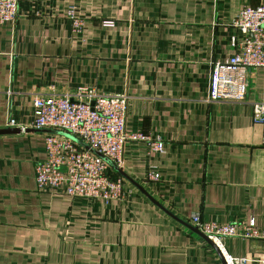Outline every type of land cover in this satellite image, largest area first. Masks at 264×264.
<instances>
[{"label":"crops","instance_id":"0c3cea01","mask_svg":"<svg viewBox=\"0 0 264 264\" xmlns=\"http://www.w3.org/2000/svg\"><path fill=\"white\" fill-rule=\"evenodd\" d=\"M262 4L19 0L17 20L0 23V129H30L0 134V264H223L191 229L194 214L264 228V126L253 119L264 68L249 71L244 102L208 100L213 65L235 51L236 15ZM73 7L85 19L81 34L67 18ZM78 86L129 94L127 129L164 138L163 152L126 143L129 178L120 174L118 199L37 185L49 128L31 126L33 100ZM224 245L246 264H264V238Z\"/></svg>","mask_w":264,"mask_h":264},{"label":"built area","instance_id":"2783aa9c","mask_svg":"<svg viewBox=\"0 0 264 264\" xmlns=\"http://www.w3.org/2000/svg\"><path fill=\"white\" fill-rule=\"evenodd\" d=\"M19 0H0V23L15 22L19 16ZM74 33L81 34L85 19L73 7L67 15ZM113 25V21H104ZM231 37L234 53L218 60L212 68L208 100L239 103L249 91V71L264 68V4L244 6L236 15ZM35 119L32 127L58 129L80 138L92 148L122 165L128 141L144 140L151 152L164 151L162 136L150 137L127 129L131 96L107 93L94 86H78L61 94L35 96ZM253 119L264 126V98L253 102ZM9 124L16 126L14 119ZM29 125H21L26 130ZM264 143V136H263ZM47 157L36 165L39 188L62 190L70 196L91 199H118L123 194L124 179L113 178L112 168L103 158L64 135L48 133L45 137ZM149 179L160 174L150 171ZM192 222L221 249L227 264H246L247 258L229 254L224 241L229 237L264 238V228L254 219L221 223L207 221L194 214Z\"/></svg>","mask_w":264,"mask_h":264},{"label":"water","instance_id":"95a60500","mask_svg":"<svg viewBox=\"0 0 264 264\" xmlns=\"http://www.w3.org/2000/svg\"><path fill=\"white\" fill-rule=\"evenodd\" d=\"M27 129H30V128H27ZM47 131L49 133L60 134V135H64L66 137L71 138L72 140H74L75 142H77L82 147L91 150L92 152H94L95 154H97L98 156H100L101 158H103L114 170H116L117 172H119L123 176L129 178V176L125 173V171L123 170V168L120 165L116 164L113 160H111L107 156L103 155L98 150L92 148L89 144L85 143L80 138L74 136L73 134H70L68 132H65V131H62V130H58V129H47ZM16 132H21V128L14 127V128H2V129H0V134H4V133H16ZM190 227H191L192 230H194L196 233H198L200 236H202L210 245H212L215 248V250L217 251V253L219 254L222 263L223 264H227L226 263V260L224 258V255H223L221 249L219 248V246L209 236H207L206 234H204L197 226L190 225Z\"/></svg>","mask_w":264,"mask_h":264},{"label":"trees","instance_id":"16d2710c","mask_svg":"<svg viewBox=\"0 0 264 264\" xmlns=\"http://www.w3.org/2000/svg\"><path fill=\"white\" fill-rule=\"evenodd\" d=\"M110 174H111V176H112L113 178H115V179L121 176L119 172L115 171V170L112 169V168H110Z\"/></svg>","mask_w":264,"mask_h":264}]
</instances>
